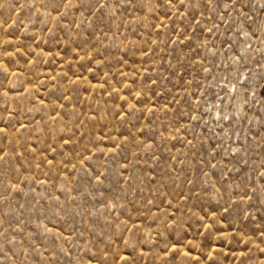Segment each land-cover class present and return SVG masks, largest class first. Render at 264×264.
Segmentation results:
<instances>
[{
	"label": "rangeland",
	"instance_id": "rangeland-1",
	"mask_svg": "<svg viewBox=\"0 0 264 264\" xmlns=\"http://www.w3.org/2000/svg\"><path fill=\"white\" fill-rule=\"evenodd\" d=\"M0 264H264V0H0Z\"/></svg>",
	"mask_w": 264,
	"mask_h": 264
}]
</instances>
